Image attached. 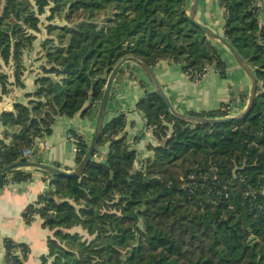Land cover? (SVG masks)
I'll use <instances>...</instances> for the list:
<instances>
[{
	"label": "trees",
	"instance_id": "1",
	"mask_svg": "<svg viewBox=\"0 0 264 264\" xmlns=\"http://www.w3.org/2000/svg\"><path fill=\"white\" fill-rule=\"evenodd\" d=\"M218 2L226 40L257 78L250 115L189 124L173 116L156 92L148 93L139 107L162 144L142 169L134 167L136 151L117 139L124 117L106 123L99 146L109 142L107 162L93 158L81 177L55 178L24 213L28 222L40 216L52 232L42 264H264V215L246 197L248 183L264 173L262 10L258 0ZM43 28L46 39L39 35ZM38 39L37 90L28 104L1 115L3 167L28 161L23 152L50 132L56 117L96 114L106 85L98 77L126 57L150 67L168 60L185 73L202 74L213 64L226 72L220 52L191 19L187 0H0V94L24 87V54ZM11 62L13 83L4 71ZM191 115L223 118L229 112ZM74 135L79 165L88 144ZM11 174L17 183L32 178L24 169ZM18 247L25 257L27 247L6 242L7 264H23L13 256Z\"/></svg>",
	"mask_w": 264,
	"mask_h": 264
},
{
	"label": "crops",
	"instance_id": "2",
	"mask_svg": "<svg viewBox=\"0 0 264 264\" xmlns=\"http://www.w3.org/2000/svg\"><path fill=\"white\" fill-rule=\"evenodd\" d=\"M193 5L194 0H187L189 13ZM196 21L225 38V10L218 0H200ZM260 23L264 27L263 12ZM44 28L39 35L46 39L47 32ZM41 40L43 39H38L33 49L24 54V87L9 86L5 95L0 94V142L4 139L5 132L1 121L2 113L14 111L17 103L28 104L32 98L30 95L37 90L36 79L41 73L43 55ZM210 41L225 62L224 76L214 64L208 67L206 75L197 82L188 77L181 64L168 60L160 61L151 68L179 113L191 115L226 110L229 112L228 117H237L248 104L252 81L225 45L212 38ZM4 71L10 76V83H13V62L5 65ZM153 92H156V88L151 77L137 64L126 62L113 85L105 117V124L120 116L124 117L125 124L117 139L123 138L127 146L136 151L134 167L137 169L154 156L153 148L162 144L154 135L153 129L147 128L146 113L139 107L141 100ZM99 105L94 115L84 116L79 112L73 117H56L50 132L36 138V148L30 160L56 167L66 173L74 172L78 167L77 154L68 135H79L89 145L94 137ZM109 146L107 140L103 141L98 146L94 160L107 162ZM24 170L32 174L30 181L0 187V264H7V241L28 248L27 255L22 259L23 264H42L43 259L49 255L48 238L52 232L43 226L40 216H36L31 222L24 218L26 210L36 205L40 197L46 194L45 179L49 175L34 168Z\"/></svg>",
	"mask_w": 264,
	"mask_h": 264
},
{
	"label": "water",
	"instance_id": "3",
	"mask_svg": "<svg viewBox=\"0 0 264 264\" xmlns=\"http://www.w3.org/2000/svg\"><path fill=\"white\" fill-rule=\"evenodd\" d=\"M200 0H194V5L190 11V17L191 19L207 34L208 37L215 39L225 45V47L228 49V51L232 54L234 59L237 61V63L240 65V67L247 73V75L250 77L252 81V89L250 93V98L248 100V104L244 110V112L237 116V117H223V118H205L201 116H193L189 114H183L179 113L176 111V109L173 107L169 97L166 95L162 85L158 81L156 75L154 74V71L150 66L145 64L144 62L140 61L139 59L135 57H126L122 59L111 71L110 74L107 72H104V74L100 77H98L97 80L99 79H104L106 80V85H105V90L104 94L102 97V100L100 101L99 109H98V117H97V122H96V128H95V133L94 137L92 138L90 144L88 145L87 152L82 160V162L78 165L77 169L74 172L71 173H66L61 171L60 169L56 167H52L46 164H41L38 162H33V161H18L15 162L9 166L3 167L0 169V175L6 174L8 172L17 170V169H25V168H34L38 169L41 172L48 174L51 178L47 181H45V185L47 186V191L46 193L49 192L50 187L52 183L54 182L55 178L57 177H63V178H72V177H81L83 173L85 172L87 166L89 163L93 160V157L95 155V152L98 149L102 131L105 125V117L107 114V108H108V103L110 101L111 97V92L113 85L123 67V65L126 62H133L137 64L145 73H147L151 79L153 80V83L156 88V93L159 95V97L164 101L166 106L169 108V111L173 116H175L177 119L180 121H185L189 124H200V125H218V124H225L229 123L235 120H242L245 119L247 116L250 115L255 98H256V92H257V78L255 75V72L250 68L248 63L243 59V57L239 54V52L224 38L221 37L220 35L216 34L214 31L209 29L208 27L200 24L199 22L196 21V11L198 8ZM261 10L264 13V0H258ZM96 80V81H97ZM92 98L95 97V89H93V93L91 95Z\"/></svg>",
	"mask_w": 264,
	"mask_h": 264
},
{
	"label": "built area",
	"instance_id": "4",
	"mask_svg": "<svg viewBox=\"0 0 264 264\" xmlns=\"http://www.w3.org/2000/svg\"><path fill=\"white\" fill-rule=\"evenodd\" d=\"M206 73H207V71L202 73V74H194L193 72L190 71V72H187L186 74L188 75V77L193 82H197L198 80L202 79L206 75ZM148 129L152 130L153 128H148ZM68 139H70L74 143V151L77 154L79 152V149H78L77 144H76L77 138L75 137L74 134H69ZM35 146H36V143H34L30 149H27L23 152V156L26 159H28V161H31L30 159L32 158L33 151L36 148ZM46 146L47 145L45 143V147ZM93 158H96V155H94ZM143 166H144V163H142V165L139 169H142ZM2 168H3V166H2L1 160H0V169H2ZM11 172H8L6 174H2V175H6V177L4 178V181H5L4 186L18 184L16 181H12L13 175L11 174ZM2 175H0V176H2ZM246 197L254 205V207H256L257 210L264 215V173L259 175L256 179H252V181L248 183V189L246 192ZM14 255L19 257V259L22 261L25 253L21 247H18L17 249H15L13 256ZM10 264H16V263H14V261L12 259Z\"/></svg>",
	"mask_w": 264,
	"mask_h": 264
},
{
	"label": "rangeland",
	"instance_id": "5",
	"mask_svg": "<svg viewBox=\"0 0 264 264\" xmlns=\"http://www.w3.org/2000/svg\"><path fill=\"white\" fill-rule=\"evenodd\" d=\"M62 17H63V16H58V18H59V20H58L59 23H60ZM45 35L47 36V34H45ZM45 35H44V36H45ZM194 125H195V124H194Z\"/></svg>",
	"mask_w": 264,
	"mask_h": 264
}]
</instances>
